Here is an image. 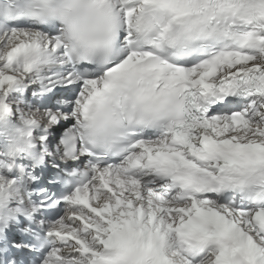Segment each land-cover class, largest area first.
<instances>
[{
  "label": "snow or ice",
  "instance_id": "1",
  "mask_svg": "<svg viewBox=\"0 0 264 264\" xmlns=\"http://www.w3.org/2000/svg\"><path fill=\"white\" fill-rule=\"evenodd\" d=\"M0 264H264V0H0Z\"/></svg>",
  "mask_w": 264,
  "mask_h": 264
}]
</instances>
